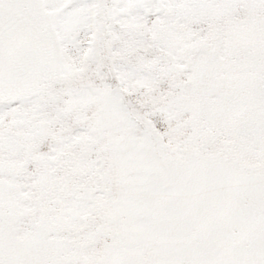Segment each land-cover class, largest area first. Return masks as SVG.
Returning a JSON list of instances; mask_svg holds the SVG:
<instances>
[{"label":"snow or ice","instance_id":"obj_1","mask_svg":"<svg viewBox=\"0 0 264 264\" xmlns=\"http://www.w3.org/2000/svg\"><path fill=\"white\" fill-rule=\"evenodd\" d=\"M0 264H264V0H0Z\"/></svg>","mask_w":264,"mask_h":264}]
</instances>
